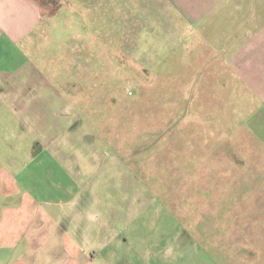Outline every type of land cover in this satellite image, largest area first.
<instances>
[{
    "label": "crops",
    "instance_id": "obj_1",
    "mask_svg": "<svg viewBox=\"0 0 264 264\" xmlns=\"http://www.w3.org/2000/svg\"><path fill=\"white\" fill-rule=\"evenodd\" d=\"M108 50L160 66L155 102L179 114L180 144L210 146L213 159L235 139L244 177L264 176V0H0V264H96L67 218L80 169L58 151L59 129L83 119L67 102L60 108L56 81L62 66L83 65L84 81L91 66L105 73L118 64ZM242 208L241 257L193 251L185 239L134 250V263L264 264V201Z\"/></svg>",
    "mask_w": 264,
    "mask_h": 264
},
{
    "label": "rangeland",
    "instance_id": "obj_2",
    "mask_svg": "<svg viewBox=\"0 0 264 264\" xmlns=\"http://www.w3.org/2000/svg\"><path fill=\"white\" fill-rule=\"evenodd\" d=\"M107 52L118 64L102 65L105 73L91 66V77L84 81L83 65L75 66L74 73L71 67L64 73L62 66L56 81L64 97L60 108L67 102L74 118L83 119L69 130L59 129L58 149L78 159L80 173L74 172L76 193L67 218L82 250L91 263L135 264L134 250L162 252L186 239L193 251L241 257L243 202L264 201V176L244 177L235 139L213 159L210 146H203L207 155L197 153L195 145L180 144L179 114L163 113L155 102L162 95L163 81L153 80L160 66L136 64L134 58L122 61ZM82 152L93 160H84ZM96 225L105 233L99 234ZM53 261L58 264V257Z\"/></svg>",
    "mask_w": 264,
    "mask_h": 264
}]
</instances>
